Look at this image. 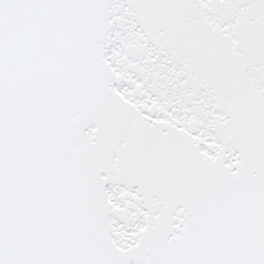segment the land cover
<instances>
[{
	"label": "snow or ice",
	"instance_id": "1",
	"mask_svg": "<svg viewBox=\"0 0 264 264\" xmlns=\"http://www.w3.org/2000/svg\"><path fill=\"white\" fill-rule=\"evenodd\" d=\"M0 264H264V0H0Z\"/></svg>",
	"mask_w": 264,
	"mask_h": 264
}]
</instances>
